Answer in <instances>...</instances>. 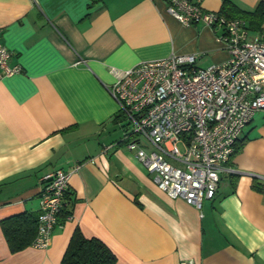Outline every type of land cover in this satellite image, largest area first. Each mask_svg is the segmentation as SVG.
Masks as SVG:
<instances>
[{
	"label": "crops",
	"instance_id": "1",
	"mask_svg": "<svg viewBox=\"0 0 264 264\" xmlns=\"http://www.w3.org/2000/svg\"><path fill=\"white\" fill-rule=\"evenodd\" d=\"M230 1L253 10L260 0ZM222 3L201 0L210 11ZM215 34L181 24L163 0H0V42L21 66L0 77V221L39 212L43 175L71 172L70 213L48 246L12 252L0 223V264H59L76 228L103 241L114 264H264V111L198 208L156 186L108 89L115 71L172 51L195 53L198 67L225 61Z\"/></svg>",
	"mask_w": 264,
	"mask_h": 264
},
{
	"label": "built area",
	"instance_id": "2",
	"mask_svg": "<svg viewBox=\"0 0 264 264\" xmlns=\"http://www.w3.org/2000/svg\"><path fill=\"white\" fill-rule=\"evenodd\" d=\"M163 1L181 24L201 22L213 29L228 58L198 67L195 53L172 51L115 71L108 89L130 125L123 139L156 186L201 208L215 195L220 166L232 156L244 127L256 111H264V28L252 31L243 18L207 10L201 0ZM10 56L0 42V77L21 70L9 64ZM70 173L58 168L41 178L31 243L37 248L48 246L58 224Z\"/></svg>",
	"mask_w": 264,
	"mask_h": 264
},
{
	"label": "trees",
	"instance_id": "3",
	"mask_svg": "<svg viewBox=\"0 0 264 264\" xmlns=\"http://www.w3.org/2000/svg\"><path fill=\"white\" fill-rule=\"evenodd\" d=\"M218 12L229 17L243 18L247 21L250 30L253 31L260 30L264 25V0H260L253 10H244L230 0H223ZM244 141L245 136L238 137L234 152L240 150ZM253 187L261 189L256 183H253ZM1 188L2 183H0V191ZM65 203L68 204L66 200ZM69 213L70 209L63 207L58 214V223L61 217L64 218ZM38 214L39 212L35 211H23L1 219V228L12 252L31 245L37 233ZM115 260V254L103 241L96 237L87 238L76 228L68 241L59 264H114Z\"/></svg>",
	"mask_w": 264,
	"mask_h": 264
},
{
	"label": "rangeland",
	"instance_id": "4",
	"mask_svg": "<svg viewBox=\"0 0 264 264\" xmlns=\"http://www.w3.org/2000/svg\"><path fill=\"white\" fill-rule=\"evenodd\" d=\"M262 22V21H261ZM253 31V30H252ZM125 128L127 127L128 130L130 129V125L124 120Z\"/></svg>",
	"mask_w": 264,
	"mask_h": 264
}]
</instances>
